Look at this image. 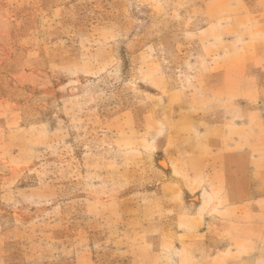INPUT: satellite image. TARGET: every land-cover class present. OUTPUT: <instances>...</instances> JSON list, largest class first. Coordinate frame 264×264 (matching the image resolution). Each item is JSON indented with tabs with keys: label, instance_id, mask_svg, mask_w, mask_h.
I'll return each instance as SVG.
<instances>
[{
	"label": "rangeland",
	"instance_id": "obj_1",
	"mask_svg": "<svg viewBox=\"0 0 264 264\" xmlns=\"http://www.w3.org/2000/svg\"><path fill=\"white\" fill-rule=\"evenodd\" d=\"M0 264H264V0H0Z\"/></svg>",
	"mask_w": 264,
	"mask_h": 264
}]
</instances>
